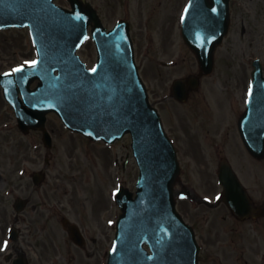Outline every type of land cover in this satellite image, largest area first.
Here are the masks:
<instances>
[{"label": "rangeland", "instance_id": "obj_1", "mask_svg": "<svg viewBox=\"0 0 264 264\" xmlns=\"http://www.w3.org/2000/svg\"><path fill=\"white\" fill-rule=\"evenodd\" d=\"M57 2L68 6L65 0ZM93 3L108 27L116 22L120 13L123 15L130 12L132 32L137 42L136 56L152 101L169 94L174 78L198 70L196 56L183 43L174 21L175 14H179L184 0H96ZM262 13L264 20V12ZM243 22L246 26L249 25L248 29L254 26L252 19H235L230 33L217 51L216 70L209 79L214 90L203 85L187 102L180 103L169 98L156 104L164 115L167 129L174 135L184 152L186 172L178 180L177 186L178 190H184L186 195L178 198V206L187 219L195 222L197 226L199 241L203 244L202 264H264V216L249 222H238L225 204L212 206L203 200H214L221 191L214 168L219 155L222 154L230 157L249 186L256 203L264 202V159L257 161L251 158L237 130V117L243 109L246 71L251 64V58L263 53L264 28L257 27L243 33ZM80 54L89 66L95 65L97 53L92 41H88L81 48ZM35 58V48L26 29L0 32V70L21 62H31ZM162 60L181 61L176 68H168L161 64ZM219 73L221 78L218 77ZM234 78L244 84H238L234 92L236 97L232 98L230 95L234 94L233 92L220 90L215 82L219 81L221 87L226 83V91H231ZM217 94H225L224 98L231 100L228 103L221 101L217 105ZM2 99L1 94L0 121L6 113H10L9 106L5 105ZM52 119L59 127L55 138V144L60 150L56 166L63 171L65 166L74 165L77 166L78 172L86 160H91L92 174L90 179L87 177L85 180L91 181V184L88 183L86 193L92 189L93 193L97 190V195L100 193L98 188L103 185L106 187L107 196L102 209L105 211L102 212L106 215L109 213V216L113 211L117 213L112 198L114 189L123 182L135 190L139 175V168L132 154L130 136L109 147L105 143H92L80 134L69 132L56 116ZM12 124L14 125L10 130L0 132V172L4 173L5 180L9 182L17 178L16 174L24 157H27L24 162L27 163L29 172L45 167L43 159L47 151L41 135L31 132L25 136L14 122ZM218 143L222 146L219 154L215 150ZM36 144L40 146L37 147ZM67 149L73 150L75 154V161L71 164L66 155ZM128 155V164L124 169L123 162ZM53 164L54 161L47 167L48 172H52L51 176L56 170ZM93 193L92 198L96 196ZM101 194L102 192L99 195ZM8 202L13 203L12 197ZM89 214L86 215L88 227L94 231V235L95 232L100 234L108 244L109 233L112 234L113 229L110 228L109 233H106L104 228L101 229L103 222L99 210L89 209ZM97 234L96 236H99ZM98 263L99 260L93 259V264Z\"/></svg>", "mask_w": 264, "mask_h": 264}, {"label": "water", "instance_id": "obj_2", "mask_svg": "<svg viewBox=\"0 0 264 264\" xmlns=\"http://www.w3.org/2000/svg\"><path fill=\"white\" fill-rule=\"evenodd\" d=\"M53 1L0 0V25L30 24L38 46L39 62L24 68L25 74H21L28 83L36 77L41 79L35 90L27 85L25 88L32 110L25 112L29 122L31 118H42L38 111L45 114L55 109L72 129L86 134H102L101 137L113 141L131 132L141 174L135 198L127 188L118 193L123 214L109 264H198L200 246L193 228L176 210L173 190L179 174L176 150L157 109L150 104L134 61L129 27L120 23L113 31L106 32L100 20H96L93 8L83 0H70L74 10L57 6ZM93 20L97 23L94 35L99 51L94 72L76 54ZM14 22L20 24H10ZM207 33L208 29L204 30L205 36ZM184 34L209 72L213 67V52L210 55L207 48L203 50L199 46L197 17L192 9L185 21ZM197 84L194 76L177 79L173 93L185 99L188 86ZM257 85L248 113L252 103L260 101V114L256 108L250 115L245 114L242 125L252 116L258 121L262 119L264 126V89ZM22 117L28 122L25 115ZM261 133L260 143L248 131L245 135L250 151L258 156L264 154V129ZM224 174L222 179L227 178ZM231 184H235L236 197L230 195L231 185L226 183L225 201L234 212L245 217L243 210L250 204L248 195L238 179Z\"/></svg>", "mask_w": 264, "mask_h": 264}, {"label": "flooded vegetation", "instance_id": "obj_3", "mask_svg": "<svg viewBox=\"0 0 264 264\" xmlns=\"http://www.w3.org/2000/svg\"><path fill=\"white\" fill-rule=\"evenodd\" d=\"M89 1L93 3L96 0ZM263 1L230 0L231 23L229 33L235 19L244 21L254 20V26L250 29H248L249 25L247 24L246 26L245 22H243L241 26L243 33H246L247 30L252 31L257 27L263 26L264 28V20L262 18V12H264ZM127 15L130 17V12H127ZM176 18L177 13L174 18L175 24ZM251 24H253V21ZM262 46L264 47V41ZM261 57L264 73V54ZM250 63L248 71H246V82L244 81L243 108L247 106L250 96L253 70L252 62ZM3 70H0V72ZM218 77L221 78V75ZM215 83L216 86H219L220 90H225L226 93H234L238 88V84H241V86L244 84L234 78L231 84V91H226L228 89L226 88L228 86L226 83L222 85L223 87L219 85V81ZM210 84V80H207L204 81V84H201V87L204 85V87L214 90V87L212 89V85L210 86ZM224 96L219 95L215 104L219 105L221 101L228 103L231 100L224 98ZM230 96L235 98L236 93ZM190 99H192L191 94ZM3 102L9 106L10 113H6L3 116L4 119L0 121V132L10 130L14 125L12 122L16 124L14 108L5 99ZM208 107L209 109L211 108V106ZM241 112H239L237 117V126ZM53 116H56L60 122L57 115L53 113L48 115L47 129L53 139L52 147L46 151L43 159L46 167L51 166L53 161V166H56V159L60 153L58 145L55 144L59 127L55 120L52 119ZM16 127L22 133L17 124ZM31 132L38 133L43 138V132L37 129L30 130L27 134H22L27 136ZM239 137L242 141L241 136ZM242 144L245 147L243 141ZM1 148L2 146L0 145ZM215 150L219 154L222 150L221 144L215 145ZM179 152L183 175L186 172L185 158L184 152L180 147ZM66 155L70 164L75 161L73 150L69 151L67 149ZM250 156L254 159L251 154ZM229 158L227 155H219L216 167L214 168L215 175L218 173L220 165L225 163V160H229ZM26 160L27 157H24V160L20 163L21 167L25 168L24 173L22 175L17 173L15 181H6L4 173L0 172V264H93V259L99 260L98 264H106L109 243L106 244L103 237L97 234V232L95 233L99 236L94 235V231L87 225V216L90 215L89 209L90 211L93 209L95 211L99 210L103 222L101 229L104 228L106 233H109V228H114L115 226L116 215L114 212H112L111 216H109V213L107 215L103 214L105 210L103 211L102 209L106 204L107 196L106 187L100 185L98 188V192H102L101 195H99L100 193L96 195L97 190L93 193L92 189H90L89 193H86L87 185L91 184V181H85L87 177L90 179L92 174L90 171L92 169L91 160H86L78 172H76L77 166L74 167V165L65 166L63 171H60L59 167L56 166L53 176H51L52 172L47 171L46 173H42V176L36 175L35 171L29 172L27 163L24 162ZM255 160L259 161L258 159ZM69 169L75 171V173H71ZM68 170L70 174H67ZM95 188L97 189V184ZM92 193L96 195L93 198L91 197ZM11 197L13 203L8 202V200H11ZM20 198L22 199V204L20 206L21 211L18 212L16 201ZM75 225H78L81 229V232L78 231L79 236L77 235V231L74 229V232L72 229Z\"/></svg>", "mask_w": 264, "mask_h": 264}, {"label": "snow or ice", "instance_id": "obj_4", "mask_svg": "<svg viewBox=\"0 0 264 264\" xmlns=\"http://www.w3.org/2000/svg\"><path fill=\"white\" fill-rule=\"evenodd\" d=\"M186 11H187V9H186ZM26 63H29L30 66H34V65L37 64V61L33 60V61H31V62H26ZM13 71H17V72H19V71H21V69H20V68H17V69H14ZM92 71L94 72L95 69H92ZM114 194H115V193H114Z\"/></svg>", "mask_w": 264, "mask_h": 264}]
</instances>
